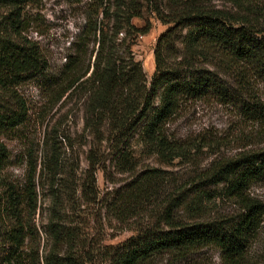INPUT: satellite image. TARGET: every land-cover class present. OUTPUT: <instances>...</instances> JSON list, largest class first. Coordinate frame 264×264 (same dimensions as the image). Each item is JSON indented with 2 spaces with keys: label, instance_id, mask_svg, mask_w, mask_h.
Masks as SVG:
<instances>
[{
  "label": "trees",
  "instance_id": "1",
  "mask_svg": "<svg viewBox=\"0 0 264 264\" xmlns=\"http://www.w3.org/2000/svg\"><path fill=\"white\" fill-rule=\"evenodd\" d=\"M28 1L0 0V133L28 121L29 105L20 91L26 82L45 81L55 103L83 91L87 126L96 135L105 129L104 140L113 143L119 172L135 174L109 193L107 212L128 223L151 205L158 207V196L166 193L157 215L166 227H136V234L122 244L106 245L103 260L154 264L164 255L168 264H192L205 248L216 247L226 264H244L263 221V204L249 190L264 181V148L215 157L184 185L165 187L160 183L167 172H137L134 143L165 163L190 160L194 149L217 147L222 142L212 138L182 141L169 133L168 124L190 101L231 106L247 122L264 124V0H101L74 43L76 52L51 75L39 44L23 35ZM145 13L168 25L156 42L150 80L132 49L137 37L152 28L149 19L143 26L133 22ZM92 36L97 47L91 51ZM53 143L44 161L53 178L46 231L50 243L41 254L33 244L36 167L22 187L7 182L3 171L9 151L0 142V264H89L96 258L66 211V201L75 200L78 188L66 179L60 182L65 168ZM95 165L84 185L89 194L95 193L91 202L100 192ZM223 197L238 202L242 210L222 219H204L215 200Z\"/></svg>",
  "mask_w": 264,
  "mask_h": 264
},
{
  "label": "rangeland",
  "instance_id": "2",
  "mask_svg": "<svg viewBox=\"0 0 264 264\" xmlns=\"http://www.w3.org/2000/svg\"><path fill=\"white\" fill-rule=\"evenodd\" d=\"M100 3L101 0L28 1L24 9L27 28L23 35L39 44L50 63V75L62 67L67 55L76 52L74 43L85 28L91 9ZM147 19L151 21L152 28L149 33L137 37L132 49L136 59L143 62L150 80L155 72L156 42L168 25L150 13H145L144 18H134L133 22L137 26H143ZM89 42V49L92 51L97 47L93 36L89 38ZM20 91L29 105V119L16 130L0 133V142L9 151L3 174L7 182L22 187L29 173L36 167L38 198L36 211L32 214L35 232L33 244L41 254L45 253L50 243L46 231L53 205L50 193L53 178L49 176L48 169H44V161L50 155L51 142H54L60 152L65 168L61 172L63 179L60 182L66 179L71 187L78 188L75 200L71 203L66 201L65 207L72 225L77 227L81 237L87 240L88 248L96 255L95 260L89 264H109L103 260L104 247L122 244L136 234V227L153 228L158 224L166 227L157 220V215L163 210L165 192L158 196V207L151 205L142 214L132 217L128 223L116 220L107 212L105 201L109 193L122 188L135 174L119 172L113 143L104 140L108 135L105 129L103 133L96 135L87 126L84 106L86 93L78 90L72 97H64L55 103L51 101L46 82L40 79L26 82L20 87ZM261 96L264 100V85ZM168 129L169 133L182 141L197 142L204 137L222 143L215 148L205 146L194 149L190 160L176 158L170 163L163 162L156 154L150 155L141 143H134L137 172L146 169L167 172L166 179L160 183L165 187L184 185L197 171L207 168L215 157H232L241 151L264 148V124L247 122L233 107L212 101L188 102L168 124ZM95 162L100 192L97 200L91 202L95 193L89 194L84 185L89 179V169ZM2 189L3 186H0V192ZM249 192L264 207V181L254 183ZM241 210L238 202L226 197L217 198L204 219H222L236 215ZM154 264H168L167 256H159ZM192 264L226 263L219 249L207 247L197 254ZM244 264H264V215Z\"/></svg>",
  "mask_w": 264,
  "mask_h": 264
}]
</instances>
